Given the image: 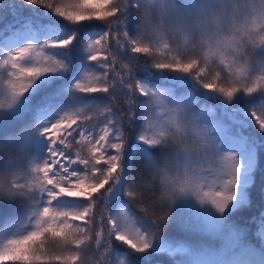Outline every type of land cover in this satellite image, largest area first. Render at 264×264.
Returning <instances> with one entry per match:
<instances>
[{
    "label": "snow or ice",
    "instance_id": "snow-or-ice-1",
    "mask_svg": "<svg viewBox=\"0 0 264 264\" xmlns=\"http://www.w3.org/2000/svg\"><path fill=\"white\" fill-rule=\"evenodd\" d=\"M0 7L54 18L16 20L0 40V264H138L162 251L176 264H264L232 221L262 151L244 127L264 134V0ZM208 101L235 127L211 118ZM191 201L198 222L183 226L238 252L217 260L161 240Z\"/></svg>",
    "mask_w": 264,
    "mask_h": 264
},
{
    "label": "trees",
    "instance_id": "trees-1",
    "mask_svg": "<svg viewBox=\"0 0 264 264\" xmlns=\"http://www.w3.org/2000/svg\"><path fill=\"white\" fill-rule=\"evenodd\" d=\"M0 3L8 5L11 3H19V0H0ZM28 18L27 21L30 23L35 20L37 24H40L45 19H54L51 14L43 9H38L37 13L29 9H23L18 12H14L11 8L0 7V40L8 39L13 36L14 30L10 27L16 20ZM92 31V29H89ZM6 74L3 70H0V95H2V89L5 87L2 77ZM118 104L122 105L123 101H118ZM207 106L212 109L211 118L221 119L226 123H232L233 127L235 124L228 120V117L223 114V110L218 108L212 101H208ZM19 131V129H17ZM246 137L250 140H255L257 145L262 149L255 159L253 165V171L255 173V183L251 187L250 202L246 206H242L235 210L232 221L233 223L242 226L243 233L247 237L248 244L255 248L257 252L264 249V239L259 236V217L264 214V134H258L257 130L251 123L246 124L244 127ZM11 134V133H10ZM5 135L0 132V140L5 139ZM135 144V141H132ZM133 176L139 178L140 175H144V169L142 164L138 161L134 166ZM211 179V177H209ZM160 193L155 192L151 199L155 200L159 197ZM125 202L122 198L121 201L113 203V210H116L120 203ZM147 203V201L145 202ZM192 206L178 207L174 215L173 221L170 222L160 233L162 241L182 245L191 248L197 252L206 251L212 254L211 257L217 260H225L234 255L239 251L238 248H232L225 237L214 235L210 232H203L198 229H188L183 226L184 223L195 224L198 222L196 214L195 201L190 202ZM133 212L137 217H143L144 213L140 210V205H130ZM156 214H162L158 207L155 208ZM2 231V227H0ZM3 241V236L0 235V242ZM117 247H121L119 242H116ZM127 249L126 245L122 246ZM176 256L170 255L167 251L155 253L148 258H142L138 264H176Z\"/></svg>",
    "mask_w": 264,
    "mask_h": 264
},
{
    "label": "rangeland",
    "instance_id": "rangeland-1",
    "mask_svg": "<svg viewBox=\"0 0 264 264\" xmlns=\"http://www.w3.org/2000/svg\"><path fill=\"white\" fill-rule=\"evenodd\" d=\"M26 22L30 23V21H26Z\"/></svg>",
    "mask_w": 264,
    "mask_h": 264
}]
</instances>
